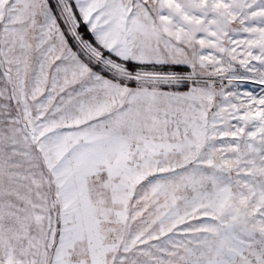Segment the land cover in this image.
Listing matches in <instances>:
<instances>
[{
    "label": "snow or ice",
    "instance_id": "obj_1",
    "mask_svg": "<svg viewBox=\"0 0 264 264\" xmlns=\"http://www.w3.org/2000/svg\"><path fill=\"white\" fill-rule=\"evenodd\" d=\"M0 264H264V0H0Z\"/></svg>",
    "mask_w": 264,
    "mask_h": 264
}]
</instances>
